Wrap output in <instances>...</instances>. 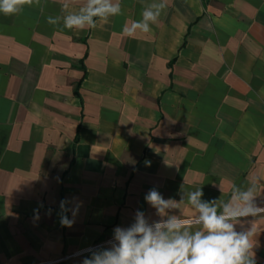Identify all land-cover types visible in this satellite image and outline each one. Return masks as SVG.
<instances>
[{
  "label": "crops",
  "instance_id": "crops-1",
  "mask_svg": "<svg viewBox=\"0 0 264 264\" xmlns=\"http://www.w3.org/2000/svg\"><path fill=\"white\" fill-rule=\"evenodd\" d=\"M161 2L112 0L122 14L83 30L47 17L87 0L0 13V264L72 255L137 210L161 219L144 199L153 187L179 218L198 215L188 193L200 187L219 212L255 184L264 207V0H164L148 33L124 34ZM73 197L76 221L61 227L59 203ZM248 228L264 264V214L240 218Z\"/></svg>",
  "mask_w": 264,
  "mask_h": 264
},
{
  "label": "clouds",
  "instance_id": "clouds-1",
  "mask_svg": "<svg viewBox=\"0 0 264 264\" xmlns=\"http://www.w3.org/2000/svg\"><path fill=\"white\" fill-rule=\"evenodd\" d=\"M32 4L33 0H0V13L16 15L23 11L24 5ZM68 8V4H63L61 10L67 14L49 16L47 22L58 25L63 20L65 28L83 30L96 27L94 18L107 21L122 14L121 5L112 3V0H87L86 6L80 7L78 12L68 11ZM165 8L164 0L145 7L142 20L133 22L131 27L126 26L124 34L133 37L137 29L148 33L150 24L156 23ZM256 190L257 185L253 184L247 191L234 193L233 201L223 204L222 211L218 212L217 201L202 200L203 190L197 188L188 193V202L198 213L193 220L168 215V210L174 208L177 202L172 198L165 199L153 187L144 199L161 219L150 223L145 213L137 210L132 224L113 229V238L107 242L109 247H90L75 255L84 257L81 264H257L254 229L237 231L240 218L264 213V207L256 204ZM183 191L182 185L180 193ZM41 207L42 204L33 210L35 220L40 218ZM80 207L81 203L75 197L60 201L57 215L61 227L71 228L74 225ZM51 213L52 209H48L46 214L50 216ZM166 215L167 219H164ZM194 225H199L198 230H192Z\"/></svg>",
  "mask_w": 264,
  "mask_h": 264
},
{
  "label": "built area",
  "instance_id": "built-area-1",
  "mask_svg": "<svg viewBox=\"0 0 264 264\" xmlns=\"http://www.w3.org/2000/svg\"><path fill=\"white\" fill-rule=\"evenodd\" d=\"M262 214H264V213H260L259 215H262ZM258 215V216H259ZM249 217H252V216H249ZM194 220V219H193ZM112 238H110V239H108V240H106V241H102V242H100V243H97L96 245H94V246H92L91 248H95V247H98V246H105V245H108L107 244V242L109 241V240H111ZM90 248V247H89ZM87 249V248H86ZM83 250V249H82ZM81 251V250H80ZM80 251H78V252H80ZM78 252H76V253H78ZM76 253H74V254H72V255H68V256H66V257H64V258H61V259H58V260H55V261H49V262H43V263H39V264H54V263H58V262H60V261H62V260H64V259H69V258H71V257H74V256H77V255H75ZM84 254H88V253H84Z\"/></svg>",
  "mask_w": 264,
  "mask_h": 264
}]
</instances>
